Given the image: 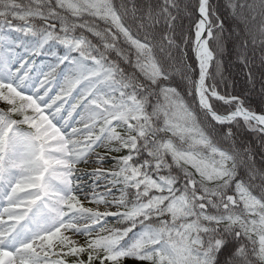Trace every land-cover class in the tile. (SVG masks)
<instances>
[{"label": "snow or ice", "instance_id": "obj_1", "mask_svg": "<svg viewBox=\"0 0 264 264\" xmlns=\"http://www.w3.org/2000/svg\"><path fill=\"white\" fill-rule=\"evenodd\" d=\"M226 9L258 108L218 0H0V264H264V0Z\"/></svg>", "mask_w": 264, "mask_h": 264}, {"label": "trees", "instance_id": "obj_2", "mask_svg": "<svg viewBox=\"0 0 264 264\" xmlns=\"http://www.w3.org/2000/svg\"><path fill=\"white\" fill-rule=\"evenodd\" d=\"M228 0H218L220 6L219 15L221 20L224 22V37L227 44V52L225 53L223 60L225 65V76L229 78V91L232 90L233 81L235 91L237 93L245 92L252 97L253 106L257 107L260 103V54L257 50L255 65L253 67L254 78H255V89L252 91L253 85L247 81V70H241L236 62V52L239 50L240 39L244 35L245 25L239 18L233 17L230 11L226 9ZM231 73V75H229ZM250 142L253 147L257 150V160H259V137L252 136ZM126 264H140L139 261L129 259Z\"/></svg>", "mask_w": 264, "mask_h": 264}]
</instances>
